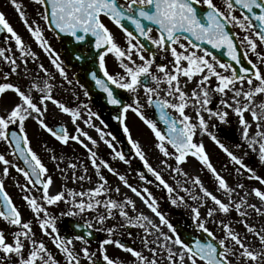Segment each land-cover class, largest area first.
Returning <instances> with one entry per match:
<instances>
[{
  "label": "snow or ice",
  "instance_id": "1",
  "mask_svg": "<svg viewBox=\"0 0 264 264\" xmlns=\"http://www.w3.org/2000/svg\"><path fill=\"white\" fill-rule=\"evenodd\" d=\"M10 3L54 72L39 62V54L0 13V33L7 34L4 46H0V97L8 93L15 97L10 104L0 106V143L6 149L0 152V176L10 178V169L22 175L26 183L17 181L16 187L24 193L21 199L31 213V219L23 218L6 191L5 180L0 179V221L9 226L0 229V264H61L44 239L37 237L34 225L63 258V264H124L108 254L109 245L129 253L131 264H264V227L257 229L248 211L264 217V175L245 163V158L253 155L264 166V100L255 99L264 97V52L258 51L264 46V0H220L219 5L214 0H33L38 19L31 22L17 0ZM105 20L120 30L123 44ZM232 28L244 33L238 43ZM46 31L68 40L71 59L90 64L84 71L88 86L75 73L69 78L68 65L53 48ZM213 50H220L227 60H221ZM109 56L116 65L114 72L107 67ZM242 56L248 67L242 65ZM29 64L36 67L29 69ZM64 84L78 86L85 100L75 92L74 107L57 99L55 90ZM91 89L103 94L105 103L117 109L111 119L119 124L131 153L166 193L168 203L189 213L195 237L190 235L185 240L148 187L129 183L98 155L99 141L110 149L111 159L130 165L127 154L116 147V136L106 131V121L92 110ZM120 92L127 94L128 101ZM49 103L69 117L71 132L63 124L51 126L46 122ZM147 109L152 110L151 115ZM129 113L153 134L161 168L174 180L182 177L183 182L169 184L162 171L149 163L139 141L132 138ZM30 120L59 145L67 147L74 142L85 150L96 177L92 187H68V180L73 185L92 183L88 165L78 159L65 162L63 156L43 144L55 171L66 181L60 190L51 191L52 175L31 146L27 132ZM233 123L239 142L230 148L218 133L222 125L231 128ZM85 129L93 130L96 138ZM204 137L227 157L235 173L234 186L211 162ZM8 155L14 159L9 160ZM189 157L214 178L215 192L199 175L184 170ZM228 164L222 167L226 170ZM102 170L115 176L152 215L139 211L136 200L122 193L119 185H110ZM147 174L139 172V179L152 184ZM244 179L256 184L249 187ZM215 193H222L224 198ZM253 199L256 203L249 202ZM60 204L66 207L59 215L50 212ZM232 212L243 224V234L228 222ZM77 216L83 218L82 224L73 225L79 234L62 235L57 220ZM110 220L115 223L106 227ZM210 223L218 233L209 228ZM128 228L142 231L140 242L150 255L118 238L119 230ZM94 230L106 233L95 251L90 248Z\"/></svg>",
  "mask_w": 264,
  "mask_h": 264
},
{
  "label": "rangeland",
  "instance_id": "2",
  "mask_svg": "<svg viewBox=\"0 0 264 264\" xmlns=\"http://www.w3.org/2000/svg\"><path fill=\"white\" fill-rule=\"evenodd\" d=\"M18 3L22 5V9L25 11L26 16L31 22L33 19H38L37 17V11H38V6L33 3V0H17ZM0 13H3L6 17V19L9 21L11 26L14 28V30L23 38L24 42L32 47L34 51H36L39 56H40V61L44 64L46 68L49 69V71H53L54 69L48 62L47 58L45 57L44 53L37 47L33 39L31 38L30 34L27 32L24 24L21 22L19 15L17 14L15 8L13 5L10 3V0H0ZM41 22V21H40ZM243 33V32H242ZM241 33V35H242ZM46 35V34H45ZM47 37V36H46ZM13 47V46H12ZM14 48V47H13ZM261 50V51H260ZM258 51L264 52V49L262 46L258 47ZM249 58L252 59L255 62V56L251 53H249ZM36 65L34 64H29V69H34ZM264 71V68L261 69ZM42 75V74H41ZM68 76L70 79H72V75L68 72ZM13 82H16V78L12 77L11 78ZM21 83H26L25 81H20ZM62 82L60 78L57 76V84L60 85ZM55 92L58 93L55 94L57 99H60L64 101L66 104H69L70 106H75L73 103V97L72 93L75 92L76 95L80 97V100H85V97L83 96V93L79 89L78 86H69L64 84L63 87H57ZM15 99L14 95L12 93H8L7 95L0 97V106L10 104L13 100ZM257 101L264 100V97H256L255 98ZM92 110L96 111L95 107L91 105ZM48 113H47V120L46 122L48 123L49 121H55V122H60L61 124L65 125L68 130L71 132L72 131V125L70 123L69 117L60 114L53 105L50 103L48 104ZM148 111V109H147ZM97 124H99V121H96ZM127 124L131 130L132 138L134 140L139 141L141 144L142 148L144 149L145 155L149 161V163L157 169H160L162 171V174L164 176V179L169 183L174 185L175 180H179L183 182L182 177H176L175 180L173 179L172 176L169 175V173L166 170H163L159 164L160 160V154L154 147V137L151 131L141 122L137 117L134 116V114L129 113L128 114V120ZM82 128L84 125L81 123L80 125ZM235 131H236V125L235 123L232 124V126ZM233 128H229L227 126H221L219 130V138L221 139L222 142H224L228 147L232 148V146L236 143L235 138L239 140V134L235 133L234 135H231L230 132H235ZM86 131L89 132L90 135H92L94 138H96L97 134L91 130V129H85ZM108 131V129H106ZM27 132L28 135L31 139V146L32 148L38 153V155L41 157L42 161L45 163V165L49 169V174L52 175L53 178V187L52 190L58 191L61 189L62 185L65 184V179L61 174L54 169V164L53 162L48 158V153H46L42 145L47 144L50 148L54 149L55 152L64 157L65 162H68L69 160H82L85 164L88 165L89 167V172L92 175V183H89L85 181L82 186L81 185H73L70 180L67 181L68 187H75L77 190H80V188L87 189L89 187H92L95 184L96 177L94 175V170L91 169V165L88 164L87 161V153L85 152L84 149H82L79 145L75 144L74 142H70L69 146L64 147L59 145L50 135L45 133L43 130L39 128V126L34 122V121H28L27 122ZM237 134V135H236ZM204 144H205V149L206 152L208 153L211 162L213 165L217 168V171L221 172V174L227 179L228 183L230 185L235 184V173L233 172V168L230 164H228L227 157L213 144V142L208 139L207 137H204ZM117 149L118 145L116 144ZM98 155L101 158H105V160H108L109 163L114 167L118 172L121 174H124L126 178L128 179L129 183L133 184L134 186L137 187H148L149 190L152 192L154 196L158 198V203L160 206V210L164 212L167 215V218L174 224H178L182 228L189 230V232L193 235H196L194 230L191 227V222L189 219V213L183 209V208H175L172 207L166 198V193L159 187H157L154 184H146L142 182L139 179V171L137 170L136 164L141 163V161L134 156V154L131 157H128L130 159V165H125L123 162H120L118 160H113L111 159L110 156V149L107 148L106 145H104L102 142L98 141ZM235 151V149L233 148ZM5 145L3 143H0V152H5ZM243 151V150H241ZM239 154V153H238ZM250 156V157H249ZM248 157L245 158V163L248 164L250 167H253L256 169L257 173L260 175H264V166H260L259 162L257 161L256 157L253 155H249ZM7 158L9 160H13L14 158L11 155H8ZM103 158V159H104ZM15 162V161H14ZM228 164L227 169L225 170L222 166ZM143 166V165H142ZM2 165H0V170H2ZM61 167H64L62 164ZM183 168L186 172H188L191 175H199L202 182L204 185L209 189L215 192V181L214 178L211 176V174L206 170L202 169L201 165L199 164L198 161H196L194 158L189 157L188 158V163L183 165ZM103 174L109 181V184L112 186H117L119 185L121 187V192L127 194L129 197H132L134 200H136L137 204V209L139 211H143L148 215H152L148 209L144 207V205L136 198L130 191H128L126 188H124L120 182L117 180L115 176L112 174L108 173L106 170H102ZM150 175V174H149ZM151 176V175H150ZM153 178V177H152ZM0 179L5 180V187L6 191L9 193L11 196L13 202L19 207L22 216L25 220L31 219V213L25 206L23 200L21 199L22 193L18 187H16V182L19 181V183L24 184L26 183L22 177L21 174L17 173L14 169H10V178H4L0 176ZM154 179V178H153ZM245 185L247 186H253L256 184L255 181H248L244 179L242 181ZM35 194V193H34ZM183 195V193H181ZM219 195L222 199L223 194L222 193H215ZM242 194V193H241ZM226 202V201H225ZM250 203H256V201L250 200ZM65 205L60 204L58 207L53 206L49 210L52 212L54 215H59L61 210L65 209ZM203 212V209L201 210ZM249 218L250 222L257 228H262L264 227V217L257 216L256 214L252 213L251 210L249 209ZM180 213L184 214L187 220L180 219ZM132 213L130 212V215ZM66 217H61L60 219L57 220V227L61 232L63 231V227L59 225V222L64 220ZM78 219H83L79 216L75 217ZM88 219H91V214L87 215ZM154 218V217H153ZM219 218V217H217ZM155 219V218H154ZM237 214L235 212H232L231 215L228 217V222L231 223L233 228L240 232L241 234L244 233L245 229L243 227V224L237 222ZM190 223H189V222ZM115 221H107L106 222V227L111 226L114 224ZM209 228L213 229L217 233L219 232V229L215 227L214 224H209ZM8 225H6L3 221H0V229L7 230ZM98 227V226H97ZM34 231L36 232V235L38 238H43L45 243L47 244L48 248L57 256L58 260H61V264H63V258L56 253L55 248L52 246V244L48 241L47 237H42L39 229L35 227L34 225ZM164 231H167L165 228ZM100 233L105 234L106 238V233L103 231H99ZM128 232H131L132 235L130 237V240L132 243L135 245L136 250L142 251L145 255H150V253L143 248L141 242H140V236L142 235V231L139 228H128V229H120L118 232V236L121 237H128ZM250 239H253L252 237H249ZM99 243H91L90 248L91 250L95 251L98 248ZM81 245L77 242L76 248L79 249ZM108 249V254L112 257H119L122 261H124V264H131L132 257L130 256L129 253L123 252L117 248H115L112 245L107 246ZM15 258L13 257V260Z\"/></svg>",
  "mask_w": 264,
  "mask_h": 264
},
{
  "label": "water",
  "instance_id": "3",
  "mask_svg": "<svg viewBox=\"0 0 264 264\" xmlns=\"http://www.w3.org/2000/svg\"><path fill=\"white\" fill-rule=\"evenodd\" d=\"M238 11H240L239 9H237ZM61 42V56L64 60V63L66 65H68V68H72V67H76L77 68V72L75 74H77V76L79 77L80 81L82 83H85L86 86L87 85V81L85 80L84 77V71L90 67V64H84L81 65L79 62L71 59L72 56V51H71V45L69 44L68 40L66 38H61L59 39ZM215 52V54L221 59L226 61L227 57H225L223 55V53L220 50H213ZM242 53V50H241ZM241 63L243 66L248 67L249 65L247 64V61L245 59H241ZM92 91V95H91V104L95 105L96 107L100 108L101 110V117L106 121V123L108 124V130L111 131L113 133V135L116 136L117 140L120 142V149L125 152L127 154V156H131L132 153L130 151V146L127 143V140L125 139V137L123 136L122 132H121V128L119 126V124L117 123V121L112 120L111 117L116 113L117 109L112 107V106H108L103 98V94L95 91L94 89H91ZM123 98H124V93L120 92L119 93ZM53 126H59V125H53ZM138 170L140 172H144L146 173V170L143 169L140 165L137 166ZM153 180V179H150ZM154 181V180H153ZM154 184H156V182H153ZM181 219H186L185 216L183 214H180ZM77 223H81L77 220H68L67 224L73 229V234H79L78 231L73 227V225L77 224ZM175 226L177 227L179 233L181 234V236L185 239L188 240L190 234L188 233V231L183 230L180 226H178L177 224H175ZM87 238V237H86ZM99 240V235L93 231V237L91 242H97ZM131 246V245H129Z\"/></svg>",
  "mask_w": 264,
  "mask_h": 264
},
{
  "label": "flooded vegetation",
  "instance_id": "4",
  "mask_svg": "<svg viewBox=\"0 0 264 264\" xmlns=\"http://www.w3.org/2000/svg\"><path fill=\"white\" fill-rule=\"evenodd\" d=\"M121 2L123 3L124 0H121ZM214 2H216L218 5L220 4V0H214ZM237 16L240 15V13L236 10V13H235ZM42 23V21H41ZM105 23L109 26V28L112 30L113 33H115L116 35V38L118 40V42H120L121 44H123V34L120 32L119 29H117L114 25H112L110 22H108L107 20H105ZM234 33H237V40L239 41L240 38H242V36L244 35V33H242L239 29H236V28H232L231 29ZM242 33V35H241ZM47 38L50 40V43L52 44L53 48L60 54V51H61V43L59 41L58 38L55 37V34L52 33V32H48L46 31L45 32ZM7 34L6 33H0V46H4V40H5V36ZM14 47V44L12 45ZM242 50L244 51V49L242 48ZM261 51V50H260ZM61 56V55H60ZM250 57V56H249ZM62 59V58H61ZM107 67L109 69L110 72H114L116 71V65L112 59L111 56L108 57V64H107ZM67 71L72 75L74 72H76V69L75 68H72V69H67ZM82 92V91H81ZM55 94L58 95L57 92H55ZM124 99L125 101H128V96L126 93H124ZM7 105V104H6ZM96 109V112H100L99 109L95 108ZM148 114H150L151 112V109H148ZM49 124L51 123H55V121H52V122H48ZM46 133V132H45ZM116 144L118 145V143L116 142ZM68 218H75V217H66L64 220H62L61 222H59V225L61 227H63V231L64 232H61L62 235H66V234H71V228L66 224ZM75 219H78V218H75ZM80 221L83 222V219H78ZM99 232V231H98ZM100 233V232H99ZM100 237H101V240H103L105 238V234L104 233H100ZM118 238L123 242L125 243L126 245H131L132 247L135 248V245L134 243L131 242L130 240V237H121V236H118Z\"/></svg>",
  "mask_w": 264,
  "mask_h": 264
},
{
  "label": "bare ground",
  "instance_id": "5",
  "mask_svg": "<svg viewBox=\"0 0 264 264\" xmlns=\"http://www.w3.org/2000/svg\"><path fill=\"white\" fill-rule=\"evenodd\" d=\"M231 128H233V127H231ZM233 129H234V128H233ZM234 131H235V129H234ZM235 133H236V131H235V132H230L231 135H234V137H236V136H235ZM236 135H237V134H236ZM235 141H236V143L239 142V140L237 139V137L235 138ZM249 157H250V156H249ZM51 191H54V189L52 190V188H51Z\"/></svg>",
  "mask_w": 264,
  "mask_h": 264
}]
</instances>
